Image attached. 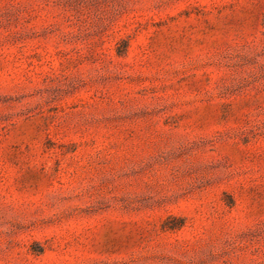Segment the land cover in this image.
I'll return each instance as SVG.
<instances>
[{"label":"rangeland","instance_id":"obj_1","mask_svg":"<svg viewBox=\"0 0 264 264\" xmlns=\"http://www.w3.org/2000/svg\"><path fill=\"white\" fill-rule=\"evenodd\" d=\"M0 264H264V0H0Z\"/></svg>","mask_w":264,"mask_h":264}]
</instances>
